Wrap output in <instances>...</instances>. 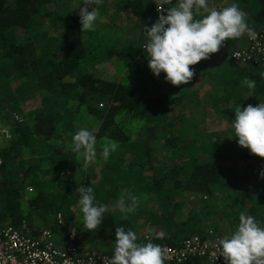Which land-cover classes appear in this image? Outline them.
Segmentation results:
<instances>
[{"label":"trees","instance_id":"obj_1","mask_svg":"<svg viewBox=\"0 0 264 264\" xmlns=\"http://www.w3.org/2000/svg\"><path fill=\"white\" fill-rule=\"evenodd\" d=\"M83 2L0 0V111L13 132L0 147V221L37 238L48 228L65 244L112 255L118 226L141 243L184 247L195 235H230L241 212L264 222V157L239 146L232 126L237 106L264 103V61L237 62L231 52L258 41L264 0H227L225 7L235 2L248 14L254 35L225 41L190 66L194 76L181 85L149 69L142 31L158 20L160 5L176 0H101L88 32H81ZM208 3L223 8L221 0ZM245 77L254 89L242 85ZM82 110L94 120L88 129L98 152L116 145L107 162L98 158L97 172L71 151ZM81 184L108 206L96 230L84 227L75 191ZM125 191L139 201L127 216L114 208ZM60 213L66 221L58 222ZM169 264L210 263L191 256Z\"/></svg>","mask_w":264,"mask_h":264},{"label":"clouds","instance_id":"obj_2","mask_svg":"<svg viewBox=\"0 0 264 264\" xmlns=\"http://www.w3.org/2000/svg\"><path fill=\"white\" fill-rule=\"evenodd\" d=\"M101 0H84L80 5L81 32L95 30L98 13L94 5ZM91 8V11H89ZM206 13L199 19L196 12ZM247 13L233 2L220 9L210 8L208 0H176V6L168 7L166 14L158 20L143 25L146 36L144 49L148 56V67L159 77L165 74V81L172 85L188 84L195 70L190 66L210 58L229 39H237L246 33L254 35L247 22ZM254 89L256 82L245 77L241 82ZM233 129L239 146L247 148L251 154L264 157V103L253 106H237L234 111ZM15 115V113H14ZM71 151L82 158L85 168L98 162H107L115 150V144H105L98 152L94 130L80 127L73 135ZM264 177V172L261 173ZM78 207L83 214L84 227L88 231L98 229L104 221L108 206L97 201L92 186L79 185ZM136 195L128 191L121 193L114 208L127 216L138 206ZM62 222V221H61ZM227 264H264V222L253 215L241 212L235 230L211 242ZM113 256L110 264H165L162 247L152 242H138L135 231L118 226L115 229Z\"/></svg>","mask_w":264,"mask_h":264},{"label":"built area","instance_id":"obj_3","mask_svg":"<svg viewBox=\"0 0 264 264\" xmlns=\"http://www.w3.org/2000/svg\"><path fill=\"white\" fill-rule=\"evenodd\" d=\"M158 10L159 15L166 14L163 5H160ZM255 33L258 41L251 44L244 52L237 50L233 55L235 61L248 62L255 55L264 61V28ZM15 117L19 118L17 115ZM12 136V128L4 123L0 111V147ZM23 228L25 227L23 226ZM57 237L48 228L41 229V234L37 238L24 233L22 227L20 228L10 221L0 222V264H110L112 254L100 251L90 253L89 250L78 248L74 243L61 245ZM146 237L150 238V234H147ZM218 237L201 240L200 236L195 235L185 242L184 247L163 245L165 264L174 260L183 261L191 256L205 258L210 264H227L218 249L212 246L211 242Z\"/></svg>","mask_w":264,"mask_h":264},{"label":"rangeland","instance_id":"obj_4","mask_svg":"<svg viewBox=\"0 0 264 264\" xmlns=\"http://www.w3.org/2000/svg\"><path fill=\"white\" fill-rule=\"evenodd\" d=\"M222 1V7H225V5H226V0H221ZM150 19H152L153 21H156V17H150ZM142 31H143V28H142ZM134 32L135 31H133V33L131 34V32H130V35H133L134 34ZM237 50H232L231 52H236ZM233 55H234V53H233ZM119 69V68H118ZM119 71L120 72H124V71H122V68H120L119 69ZM132 74L134 73V72H131ZM205 76H206V73H205ZM200 90H201V87H200ZM19 102H21V100H17V102H16V105H19ZM28 107L27 106H24V107H22L21 106V110L22 109H27ZM17 109V111L19 110L18 108H16ZM12 110H14V111H16L15 109H12ZM27 112V111H26ZM82 112L84 113V115H85V119H84V121H83V127H89L88 125H91L90 124V122L89 121H94L93 120V118L92 117H90L89 115H88V113H87V111L85 110V111H83L82 110ZM12 114L14 115V112L12 111ZM99 164H98V162L96 163V164H93V165H91V167H92V169L93 170H95L96 172H97V170H98V168H99V166H98ZM74 208V207H73ZM75 209V208H74ZM71 211H73V209H72V206H71ZM57 219H58V222H61V221H64L66 218H65V215L63 214V213H60L59 215H58V217H57ZM34 220H41V218L38 216V215H35L34 216ZM66 221V220H65ZM1 223L3 222V221H0ZM28 222L26 221V222H24V224H23V226H28V224H27ZM43 223V222H42ZM48 223H49V220H48ZM67 223H69V225H73V222L72 221H69V220H67ZM43 226H45V224L43 223ZM142 231V232H141ZM139 232H141L142 233V235H144V236H146L147 234H150V231H146V230H139ZM57 240L59 241V239H58V237H57Z\"/></svg>","mask_w":264,"mask_h":264},{"label":"crops","instance_id":"obj_5","mask_svg":"<svg viewBox=\"0 0 264 264\" xmlns=\"http://www.w3.org/2000/svg\"><path fill=\"white\" fill-rule=\"evenodd\" d=\"M226 2H227V0H226ZM226 5H227V3H226ZM58 239H59V243H60L61 245H64V244H65L64 242H62L63 240H62L61 237L58 236Z\"/></svg>","mask_w":264,"mask_h":264}]
</instances>
